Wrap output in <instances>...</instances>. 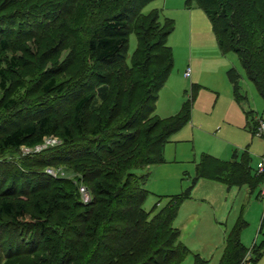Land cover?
Wrapping results in <instances>:
<instances>
[{
    "label": "rangeland",
    "instance_id": "374dc122",
    "mask_svg": "<svg viewBox=\"0 0 264 264\" xmlns=\"http://www.w3.org/2000/svg\"><path fill=\"white\" fill-rule=\"evenodd\" d=\"M125 6L124 0H0V20H4L0 25L5 28L0 37L5 36L7 42L6 47L0 44V68L7 78L6 87L0 88V201L13 199L30 210L38 203L43 207L44 197L58 194V189L29 191L31 184L26 186L27 180H37L36 174L41 170L54 177L78 174L58 164L43 167L30 163L34 151L63 140L62 126L71 120L67 98L59 100L56 91L45 93L41 86L51 77L68 86L70 78L83 71L89 56L86 42L90 26L103 13L110 17L122 8L126 10ZM152 10L157 11L159 21L164 16L174 19V29L167 37L173 66L158 91L155 113L168 117L188 100L192 101V107L190 120L171 133L165 143L163 161L150 167V176L143 183L148 189L143 206L152 214L166 203L169 195L190 187L189 196L180 203L172 221L179 229V241L188 250L176 264H193L195 252L209 259L210 264H219L225 235L240 214L245 224L239 237L250 252L247 256L252 257V261L248 260L250 264H264V197L258 195V187H227L208 178L192 182L195 165L203 152L223 159H231L235 152L239 159L242 151L247 150L255 168L264 151V130L260 134L254 130L255 120L264 119V99L247 77L237 53L219 49L211 21L201 7L189 6L186 0H149L140 8L142 13ZM11 14L18 17L13 29L6 28ZM136 46L137 36L132 27L122 50L127 63L131 62ZM188 67L190 75L186 77L184 71ZM231 67L238 73L236 84L227 74ZM45 113L57 121L59 128L56 133L44 136L40 145L2 144L5 132ZM71 131L76 135L74 128ZM133 170L140 173L145 168ZM81 184L86 186L84 181H77L79 192ZM24 188L29 190L21 192ZM88 192L90 196L89 188ZM78 197L82 199L81 192ZM58 200L73 206L72 197L58 196ZM67 212L62 206L48 212L46 230L30 223L12 222L3 215L0 264H77V261L68 263L71 253L62 245L65 231L67 238L74 237V230L70 234L64 228L57 232L53 223L65 225L63 217ZM17 242L28 249L7 253L8 247L13 250ZM82 252L85 253V248Z\"/></svg>",
    "mask_w": 264,
    "mask_h": 264
},
{
    "label": "trees",
    "instance_id": "16d2710c",
    "mask_svg": "<svg viewBox=\"0 0 264 264\" xmlns=\"http://www.w3.org/2000/svg\"><path fill=\"white\" fill-rule=\"evenodd\" d=\"M124 1L126 10L122 8L110 17L103 13L90 26L86 42L89 56L83 71L74 74L68 86L53 77L41 86L45 93L56 91L59 100L67 98L71 120L62 126L63 140L34 151L29 157L30 163L43 167L58 164L78 174L54 177L39 171L37 180H27L26 186L31 184V189L20 191L51 187L58 189V194L44 197L46 205L42 207L38 203L33 210L13 199L3 198L0 219L5 215L12 222L30 223L46 230L48 212L59 206L66 207L68 214L63 217L66 224L53 223L57 232L63 228L70 231L68 234L75 232L74 237L66 238L65 231L62 239V245L71 253L68 263L176 264L188 250L179 241V229L172 221L180 203L189 196L190 187L169 195L166 203L151 214V210L143 206L148 194L143 183L150 174L148 167L163 161V147L170 134L190 120L192 101H186L177 113L165 118L155 113L158 91L173 66L172 47L167 37L174 29V19L164 16L159 21L157 11L140 12L141 6L149 0ZM186 3L195 4L206 12L219 49L237 53L247 77L264 99V0H186ZM16 16H9L10 25L6 28L16 26ZM132 27L137 46L131 62L127 63L122 50ZM4 30L0 25V31ZM4 37H0V44L6 47ZM227 74L236 84L235 68H229ZM6 81L5 71L0 68V88L6 87ZM258 120H255L254 130ZM71 127L76 135L72 134ZM58 128L57 121L45 113L5 132L1 142L10 147L22 144L32 147L40 145L44 136L56 133ZM235 156L234 152L232 159H220L202 153L192 182L204 177L227 186L247 184L254 188L264 172L258 173L252 168L246 151L239 159ZM134 168L145 170L138 173ZM80 180L91 192L85 202L78 197L77 181ZM58 196L72 197L73 206L62 204ZM244 224V218L239 215L227 231L219 264H239L245 256L247 249L239 237ZM15 244L13 250L8 247L7 253L28 249L20 242ZM84 248L85 253L81 254ZM248 259L252 261V257ZM193 264L210 263L195 252Z\"/></svg>",
    "mask_w": 264,
    "mask_h": 264
},
{
    "label": "built area",
    "instance_id": "2783aa9c",
    "mask_svg": "<svg viewBox=\"0 0 264 264\" xmlns=\"http://www.w3.org/2000/svg\"><path fill=\"white\" fill-rule=\"evenodd\" d=\"M184 75L186 76L189 75V67L185 70ZM263 130H264V119H259L258 124L255 128V132L256 134H260L261 132H263ZM256 171L258 173L264 172V152L261 155H259V160L257 162ZM79 190L82 194V199L84 201H87L90 198L87 187L81 184L79 187ZM260 192H261V195L264 196V184L260 187ZM249 254L250 252L248 253V255ZM239 264H250L247 254L246 256L242 258Z\"/></svg>",
    "mask_w": 264,
    "mask_h": 264
},
{
    "label": "crops",
    "instance_id": "0c3cea01",
    "mask_svg": "<svg viewBox=\"0 0 264 264\" xmlns=\"http://www.w3.org/2000/svg\"><path fill=\"white\" fill-rule=\"evenodd\" d=\"M185 72V71H184ZM189 75H190V68H189ZM188 75V76H189ZM186 76V75H185ZM187 77V76H186ZM243 151H246L247 153H248V151L247 150H243ZM242 151V152H243ZM264 152V151H263ZM262 152V153H263ZM203 153H205V152H203ZM261 153V154H262ZM242 154V153H241ZM249 154V153H248ZM260 154V155H261ZM212 155V154H211ZM250 155V154H249ZM214 156V155H213ZM215 157H217V156H215ZM236 157V156H235ZM251 157V156H250ZM218 158H220V157H218ZM232 158H233V155H232ZM231 158V159H232ZM220 159H223V158H220ZM258 160H259V156H258ZM258 160H257V162H258ZM257 162H256V166H257ZM250 164H251V159H250ZM256 166H255V170H256ZM150 167H151V165L148 167V169H149V171L151 172V170H150ZM195 167H196V165H195ZM257 172V171H256ZM194 175H195V173H194ZM149 176H150V174H149ZM148 176V177H149ZM202 178H204V177H200V178H198L197 180H200V179H202ZM209 179V178H208ZM214 180V179H213ZM216 181H218V180H216ZM220 182V181H219ZM222 183V182H221ZM224 184V183H223ZM264 184V174L262 175V180H261V182L256 186V187H258V195L260 196V197H264V196H262L261 195V192H260V187L262 186ZM226 185V184H225ZM243 185H246L249 189H252V188H250L247 184H243ZM227 186V185H226ZM233 186V185H232ZM235 186H242V185H235ZM227 187H231V186H227ZM255 188V187H254ZM240 216H241V214H240ZM247 252H249V251H247ZM247 252H246V254H247ZM246 254H245V256H246Z\"/></svg>",
    "mask_w": 264,
    "mask_h": 264
}]
</instances>
